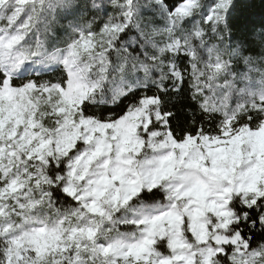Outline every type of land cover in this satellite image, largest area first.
<instances>
[{
	"label": "snow or ice",
	"instance_id": "obj_1",
	"mask_svg": "<svg viewBox=\"0 0 264 264\" xmlns=\"http://www.w3.org/2000/svg\"><path fill=\"white\" fill-rule=\"evenodd\" d=\"M255 6L0 0V264H264Z\"/></svg>",
	"mask_w": 264,
	"mask_h": 264
},
{
	"label": "trees",
	"instance_id": "obj_2",
	"mask_svg": "<svg viewBox=\"0 0 264 264\" xmlns=\"http://www.w3.org/2000/svg\"><path fill=\"white\" fill-rule=\"evenodd\" d=\"M254 3L256 6L251 10L252 20L255 24L259 25L262 17H264V9L260 7V0H254Z\"/></svg>",
	"mask_w": 264,
	"mask_h": 264
}]
</instances>
